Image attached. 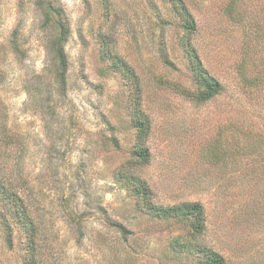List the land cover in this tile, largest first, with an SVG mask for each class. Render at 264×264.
<instances>
[{
  "label": "rangeland",
  "instance_id": "obj_1",
  "mask_svg": "<svg viewBox=\"0 0 264 264\" xmlns=\"http://www.w3.org/2000/svg\"><path fill=\"white\" fill-rule=\"evenodd\" d=\"M182 1L197 24L191 42L224 86L204 105L183 94L199 87L171 0H55L51 22L60 10L69 29L65 95L36 0H0V264L31 254L17 197L34 222L37 264H206L175 252L177 237L227 264H264V0ZM114 56L139 79L146 167L135 165L133 93ZM127 177L157 206L202 204L205 234L194 240L192 218L140 209Z\"/></svg>",
  "mask_w": 264,
  "mask_h": 264
},
{
  "label": "trees",
  "instance_id": "obj_2",
  "mask_svg": "<svg viewBox=\"0 0 264 264\" xmlns=\"http://www.w3.org/2000/svg\"><path fill=\"white\" fill-rule=\"evenodd\" d=\"M55 0H36L37 7L41 10L44 15L46 23L52 27V36L48 44V52L52 57L53 74L55 83L59 88L61 95H65L67 88V73L69 70V63L66 54V44L69 37V29L66 24L61 20L62 12L60 10H54L58 15V20L54 23L51 22V14L53 11V3ZM174 9L180 15L183 20V25L187 34V41H183L185 53L189 62V69L193 75V78L198 85V91L184 90L183 94L192 100L193 102L204 105L207 104L224 92V86L222 83L213 77L205 68L199 53L195 46L192 44V37L197 31V24L186 8L185 3L182 0H171ZM167 55L165 54V57ZM112 60V69L123 75L124 79L129 82L132 88L134 106H133V119L136 127V166L146 167L151 162V152L147 146V141L151 133V122L146 114L139 107L140 100V83L138 76L135 74L133 68L122 58L114 56ZM166 63H169L168 59L165 58ZM257 80V78H255ZM127 181L132 186L134 193L138 197L139 208L143 211L151 214L157 218H171V217H187L192 218L193 231L192 236L195 239L201 238L206 232V219L203 205L200 203H185L173 207L157 206L152 199V192L150 188L134 177H130ZM6 198H14L13 195H7ZM18 202L17 206V218L20 219L22 225L26 228V232L29 235V245L31 247V254L26 256V264H37L36 258L34 257L33 249L35 248L36 231L33 220H31V214L28 211L27 206L24 205L21 198H16ZM117 231L124 235L127 233L126 228L120 224H116ZM7 234L6 242L10 249L13 248V229L9 225L5 231ZM190 241H185L181 237L172 239V248L175 252L182 250L199 253L206 260V264H227L225 258L209 249L207 246H193L189 245Z\"/></svg>",
  "mask_w": 264,
  "mask_h": 264
}]
</instances>
